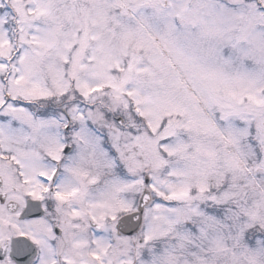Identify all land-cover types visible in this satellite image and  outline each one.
Listing matches in <instances>:
<instances>
[{
	"label": "snow or ice",
	"instance_id": "1",
	"mask_svg": "<svg viewBox=\"0 0 264 264\" xmlns=\"http://www.w3.org/2000/svg\"><path fill=\"white\" fill-rule=\"evenodd\" d=\"M0 264H264V0H0Z\"/></svg>",
	"mask_w": 264,
	"mask_h": 264
}]
</instances>
